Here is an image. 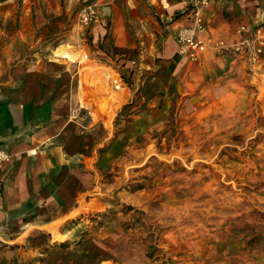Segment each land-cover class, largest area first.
<instances>
[{"label": "rangeland", "instance_id": "1", "mask_svg": "<svg viewBox=\"0 0 264 264\" xmlns=\"http://www.w3.org/2000/svg\"><path fill=\"white\" fill-rule=\"evenodd\" d=\"M138 2L144 0H0V34L18 37L24 24L36 25L38 53L59 47L56 55L88 62L96 27L112 25L105 11L116 3L138 14ZM90 7L98 19L85 25ZM58 23L60 34L45 33ZM151 25L141 34L129 24L146 47L156 39ZM256 66L240 93L225 99L227 109L222 102L207 103L203 116L193 115V103L183 115L177 105L159 114L146 109L145 134L134 136L137 124L131 127L116 151L93 165L89 187L51 222H30L21 238H4L0 264H264V63ZM152 70L145 66L139 78L120 69L124 93L114 74L94 76L99 99L88 116L112 134L105 144L116 134V101L138 102Z\"/></svg>", "mask_w": 264, "mask_h": 264}, {"label": "crops", "instance_id": "2", "mask_svg": "<svg viewBox=\"0 0 264 264\" xmlns=\"http://www.w3.org/2000/svg\"><path fill=\"white\" fill-rule=\"evenodd\" d=\"M191 2L144 0L137 3L138 14L113 4L104 16V22L111 18L112 25L96 27L98 38L88 62L56 55L59 47L38 53L41 42L35 41L36 25L24 24L21 34L12 38L2 30L0 147L10 150L14 160L0 170V245L7 237L21 238L28 223L51 222L52 216L74 204L90 185L93 165L97 169L99 159L115 152L131 127L137 124L139 130L146 109L159 114L177 105L183 115L193 103V115L203 116L207 103L222 102L224 110L225 99L239 94L241 82L252 74L251 66L264 63V53L256 63L250 58L254 47L260 45L255 37L257 29L264 27V0H214L204 11L208 30L199 36L207 49L198 60L183 55L177 40L180 26L191 24L188 13H184ZM149 20L156 39H149L150 46L146 47V40L139 42L129 24L146 34L141 26ZM59 25L45 33L60 34ZM244 40H251L253 45L248 52L217 47L221 42L234 46ZM145 66L153 70L146 71L140 83L139 101L132 106H127L129 99L116 101L114 111L117 108L116 113L121 112L116 134L105 144L112 134L101 131L98 120L88 116V112L94 113L99 99L92 81L104 73L110 78L114 74L123 83L120 69L139 73L140 78ZM150 75L153 77L148 81ZM123 84L122 93L128 88ZM145 96L152 103L148 108ZM144 132L139 130L134 136ZM120 155L123 153L115 156Z\"/></svg>", "mask_w": 264, "mask_h": 264}, {"label": "built area", "instance_id": "3", "mask_svg": "<svg viewBox=\"0 0 264 264\" xmlns=\"http://www.w3.org/2000/svg\"><path fill=\"white\" fill-rule=\"evenodd\" d=\"M214 0H192L189 6L188 18L191 24L181 25L177 40L180 47V52L183 55L189 56L192 60H198L200 55L206 51L207 44L199 36L207 32L208 28L204 20V11L207 7L211 5ZM97 20L96 9L90 7L82 16V22L85 25H90L94 20ZM255 39L260 41V45L254 47L253 52H251V61L256 63L259 61L261 54L264 53L262 44H264V27H260L256 31ZM219 49L233 48L236 51H249L253 47L251 40H244L242 44H236L234 46L226 45L221 42L217 45ZM14 160V154L3 147H0V170L8 163Z\"/></svg>", "mask_w": 264, "mask_h": 264}, {"label": "trees", "instance_id": "4", "mask_svg": "<svg viewBox=\"0 0 264 264\" xmlns=\"http://www.w3.org/2000/svg\"><path fill=\"white\" fill-rule=\"evenodd\" d=\"M188 12H189V9H187L186 12H184V13H188Z\"/></svg>", "mask_w": 264, "mask_h": 264}, {"label": "bare ground", "instance_id": "5", "mask_svg": "<svg viewBox=\"0 0 264 264\" xmlns=\"http://www.w3.org/2000/svg\"><path fill=\"white\" fill-rule=\"evenodd\" d=\"M119 26H120V25H119ZM120 27H121V26H120ZM120 27H119V29H121ZM119 34H120V33H119ZM85 55H86V54H85ZM108 73H109V72H108ZM113 73H114V72H113Z\"/></svg>", "mask_w": 264, "mask_h": 264}]
</instances>
